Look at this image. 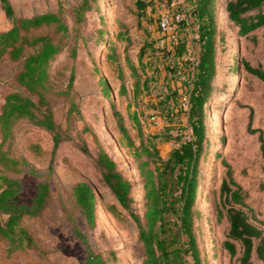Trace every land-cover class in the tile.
<instances>
[{
    "label": "rangeland",
    "instance_id": "obj_1",
    "mask_svg": "<svg viewBox=\"0 0 264 264\" xmlns=\"http://www.w3.org/2000/svg\"><path fill=\"white\" fill-rule=\"evenodd\" d=\"M11 1L18 17L59 10L67 23L63 36L51 26L23 30L22 35L32 38L51 34L64 43L50 66L55 90L46 92V96L55 120L68 135L56 145L51 131L22 118L4 143L9 156L28 162L17 168L0 163L1 175L20 181L15 199L31 204L41 182H48L49 196L37 214L26 215L22 221L34 238L32 244L13 248L0 236V264H81L86 250L75 236L70 218L87 231L92 247L107 264H142L145 252L136 221L105 185L96 158L100 150L106 151L134 182L132 209L143 216V178L113 110L115 106L124 114L137 143L141 128L165 159L174 147L191 138L189 73L193 69L190 61L200 48L198 26L180 29L176 22V30L166 33L159 25L162 14L185 16L188 2L146 0L149 4L140 15L136 0H92V7L81 15L77 9L81 0ZM216 11L222 38L217 39L218 72L206 104L209 144L199 165L201 191L195 231L206 264H238L237 257H231L223 247L229 223L226 216H218L219 189L226 175V161L236 182L247 192V206L243 208L254 214L252 221L264 229V155L258 131L261 128L264 132V80L247 72L242 64V58H248L253 65L264 67V27L253 31L255 37H246L227 19L225 0H218ZM11 27L0 1V31ZM120 31L128 38L119 40ZM178 46L183 48L182 55L176 54ZM22 64V57L12 59L7 53L0 54V109L10 91H26L17 80ZM72 76L70 93H59L57 90L66 88ZM103 79L108 91L103 89ZM122 84L127 92H120ZM32 95L37 98V94ZM153 115L160 119L158 124L152 121ZM30 166L38 173L30 172ZM169 177L176 179L174 174ZM78 181L88 182L96 192L93 227L85 225L73 202V186Z\"/></svg>",
    "mask_w": 264,
    "mask_h": 264
},
{
    "label": "trees",
    "instance_id": "obj_2",
    "mask_svg": "<svg viewBox=\"0 0 264 264\" xmlns=\"http://www.w3.org/2000/svg\"><path fill=\"white\" fill-rule=\"evenodd\" d=\"M1 7L12 22V27L0 31V54H9L12 59L23 58L17 80L26 91L13 89L5 98L0 109V163L7 168H17L18 164L28 165L25 159L9 156L3 145L12 132L15 123L28 118L35 124L52 132L58 145L67 131L54 118L52 106L46 92L54 91L51 81L50 66L53 59L63 50L62 39L56 40L51 34L27 38L23 30L35 27L51 26L56 33L63 36L67 32V23L58 11H48L30 17H18L11 0H0ZM189 10L177 21V26L188 28L197 25L199 51L193 64L191 86L189 88V125L191 138L174 147L168 158H163L157 144L148 134L144 136L138 129L139 143L132 137L125 123L124 114L114 106L113 113L122 137L138 161L140 176L143 178L144 214L132 209L134 201V182L117 167L116 161L104 150H100L96 163L102 173L106 186L114 193L119 203L130 213L139 229V239L144 248L142 264H206L195 231L196 207L200 195L199 165L208 143L207 108L214 80L218 72L217 39L222 35L217 27L218 0H187ZM92 0H81L78 13L92 7ZM139 14L146 11V0H136ZM227 19L239 28V34L246 37L257 34L253 31L264 27V0H225ZM179 31V28H177ZM118 39H127L124 31L117 34ZM26 46L30 49L26 50ZM185 47V45H183ZM176 52L182 55L183 48ZM142 53V50L141 52ZM132 63L133 62H129ZM242 64L250 72L264 80L263 65H253L248 58H242ZM135 72V73H134ZM136 74V69L133 70ZM103 89L109 90L105 79ZM73 85V76L61 94H68ZM135 85L140 87V80ZM120 92H127L122 84ZM137 93V90H135ZM32 94H37V98ZM261 149L264 155V132L258 129ZM83 149L87 151V147ZM226 175L220 185V205L218 216H226L229 230L223 240V247L231 257H237L238 264H264V229L252 221L254 214H249L243 207L247 206V192L239 185L233 169L226 161ZM19 169V168H18ZM29 171L38 173L35 167ZM175 175V180L169 177ZM21 189L20 181L8 175L0 174V236L8 239L13 248L32 244L34 238L22 224L26 215L37 214L46 204L49 196L48 182L39 183L37 194L31 204L18 202L15 196ZM73 202L80 209L87 227L96 223L97 199L94 188L86 181H78L73 186ZM239 204L240 206H236ZM72 221L75 236L84 245L86 254L81 264H107L101 253L92 247L88 233ZM262 222V221H261ZM182 236V237H181Z\"/></svg>",
    "mask_w": 264,
    "mask_h": 264
},
{
    "label": "built area",
    "instance_id": "obj_3",
    "mask_svg": "<svg viewBox=\"0 0 264 264\" xmlns=\"http://www.w3.org/2000/svg\"><path fill=\"white\" fill-rule=\"evenodd\" d=\"M180 17L181 16L178 13L175 14V16H171L168 13L162 14L159 17V25L161 29L163 30V32L170 33L176 30L175 25H176V22L181 19ZM151 119L156 124L160 122V119L155 115H153Z\"/></svg>",
    "mask_w": 264,
    "mask_h": 264
}]
</instances>
